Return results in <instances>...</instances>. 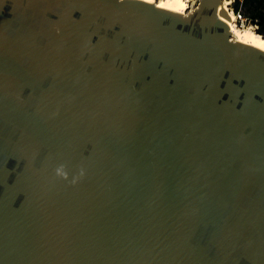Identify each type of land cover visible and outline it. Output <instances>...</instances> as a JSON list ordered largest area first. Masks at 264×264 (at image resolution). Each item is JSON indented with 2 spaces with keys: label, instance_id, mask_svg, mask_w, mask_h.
Returning <instances> with one entry per match:
<instances>
[{
  "label": "water",
  "instance_id": "1",
  "mask_svg": "<svg viewBox=\"0 0 264 264\" xmlns=\"http://www.w3.org/2000/svg\"><path fill=\"white\" fill-rule=\"evenodd\" d=\"M214 2L0 0V264H264V53Z\"/></svg>",
  "mask_w": 264,
  "mask_h": 264
},
{
  "label": "bare ground",
  "instance_id": "2",
  "mask_svg": "<svg viewBox=\"0 0 264 264\" xmlns=\"http://www.w3.org/2000/svg\"><path fill=\"white\" fill-rule=\"evenodd\" d=\"M134 1H137V2H140V0H134ZM187 0H179V3H182V4H185L186 7L184 8V10L182 12H176V11H173L172 9H161V8H158L157 5L161 2V0H152V3H147L146 0L144 2V4L146 6H149V7H153L154 9H160V10H165V11H168L170 13H173V14H176V15H187L189 14L190 12H192L193 10L191 11H187L188 10V4L186 2ZM168 2H175V0H168ZM141 3V2H140ZM215 6H216V9H217V12H218V15L219 17L221 16H224L225 17V21H222L223 23H228V27L224 26L222 23L221 25L224 27L226 33L228 34V36L234 40L235 42H238L240 44H243V45H246L248 47H251L261 53H264V48H259L257 47V44L260 42V41H264V37L257 34L255 31H253V29H243L242 27H238L236 24H234V22L232 21V15L229 16L228 14L231 13L230 11V8H228V4L225 6V0H215ZM223 8V13L220 14L219 10ZM230 10V11H229ZM234 19V17H233ZM236 32H239L241 33V38L240 39H237L236 37ZM245 32H250L251 33V36L250 37H245L243 34ZM250 38H258L256 39V42L255 43H247L246 41Z\"/></svg>",
  "mask_w": 264,
  "mask_h": 264
},
{
  "label": "trees",
  "instance_id": "3",
  "mask_svg": "<svg viewBox=\"0 0 264 264\" xmlns=\"http://www.w3.org/2000/svg\"><path fill=\"white\" fill-rule=\"evenodd\" d=\"M232 10L238 21L248 24L245 27L264 37V0H233Z\"/></svg>",
  "mask_w": 264,
  "mask_h": 264
},
{
  "label": "snow or ice",
  "instance_id": "4",
  "mask_svg": "<svg viewBox=\"0 0 264 264\" xmlns=\"http://www.w3.org/2000/svg\"><path fill=\"white\" fill-rule=\"evenodd\" d=\"M175 2L179 3V0H175ZM231 2H232V0H225V6H226L228 3H231ZM160 7H161V9H164V8H165V4H161ZM185 7H186V5L183 4V7L178 8L176 11H177V12H182V11L184 10ZM220 10L223 11V8H221ZM228 15L231 16L232 14L229 13ZM220 19H221L222 21H225V22H226L224 16H221ZM243 35H244L245 37H250V36H251V33H250V32H245ZM236 37H237V39H240V38H241V33L236 32ZM256 39H258V38H250V39H248L246 42H247V43H255V42H256ZM257 47H259V48H264V41H260V42L257 44Z\"/></svg>",
  "mask_w": 264,
  "mask_h": 264
},
{
  "label": "clouds",
  "instance_id": "5",
  "mask_svg": "<svg viewBox=\"0 0 264 264\" xmlns=\"http://www.w3.org/2000/svg\"><path fill=\"white\" fill-rule=\"evenodd\" d=\"M122 2V0H120ZM141 3L144 4L145 0H140ZM147 3H152V0H146ZM165 4L164 9H172L173 11H176L178 8L183 7L182 3H177V2H168V0H161V2L157 5L158 8H161L160 5ZM177 12V11H176ZM57 174L64 176L66 178V173L63 172L62 166L60 168L56 169Z\"/></svg>",
  "mask_w": 264,
  "mask_h": 264
},
{
  "label": "rangeland",
  "instance_id": "6",
  "mask_svg": "<svg viewBox=\"0 0 264 264\" xmlns=\"http://www.w3.org/2000/svg\"><path fill=\"white\" fill-rule=\"evenodd\" d=\"M200 1V0H199ZM223 1V0H222ZM197 6H198V4H197ZM196 6V7H197ZM195 7V8H196ZM194 7H192V8H190L191 10H194L195 9ZM187 11H190V10H187ZM230 11V10H229ZM231 12V11H230ZM231 14H232V21L234 22V24H236L238 27H242L243 29H247L248 27H245L244 25H248V24H246L243 20H241V21H238L235 17H234V15H233V13L231 12ZM233 17H234V19H233ZM248 29H251L252 30V28H248ZM254 31V30H253Z\"/></svg>",
  "mask_w": 264,
  "mask_h": 264
},
{
  "label": "built area",
  "instance_id": "7",
  "mask_svg": "<svg viewBox=\"0 0 264 264\" xmlns=\"http://www.w3.org/2000/svg\"><path fill=\"white\" fill-rule=\"evenodd\" d=\"M186 2L188 4V10H190V11H191L190 8H192V7L195 8L197 6V4H199V0H187ZM232 2H233V0H232ZM232 2L228 4V8H230L231 11H233L232 10ZM235 16H237V15H235Z\"/></svg>",
  "mask_w": 264,
  "mask_h": 264
}]
</instances>
